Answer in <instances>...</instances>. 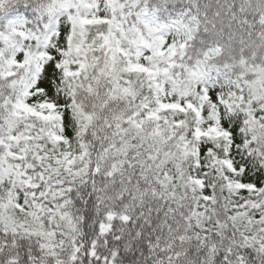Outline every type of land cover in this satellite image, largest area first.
Returning a JSON list of instances; mask_svg holds the SVG:
<instances>
[{
    "label": "snow or ice",
    "instance_id": "6c2138e0",
    "mask_svg": "<svg viewBox=\"0 0 264 264\" xmlns=\"http://www.w3.org/2000/svg\"><path fill=\"white\" fill-rule=\"evenodd\" d=\"M0 264H264V0H0Z\"/></svg>",
    "mask_w": 264,
    "mask_h": 264
}]
</instances>
